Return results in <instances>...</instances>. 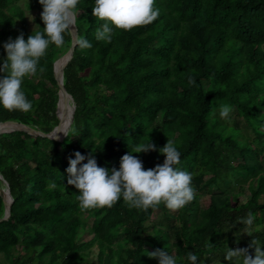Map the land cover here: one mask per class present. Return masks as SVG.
Here are the masks:
<instances>
[{
    "label": "trees",
    "instance_id": "1",
    "mask_svg": "<svg viewBox=\"0 0 264 264\" xmlns=\"http://www.w3.org/2000/svg\"><path fill=\"white\" fill-rule=\"evenodd\" d=\"M24 3L38 11L31 30L19 0H0V65L9 37L44 31L39 0ZM94 5L78 0V38L92 47L76 44L63 70L76 136L0 133V174L13 198L10 216L0 220V264H159L147 255L158 248L177 264H191L190 251L197 264H231L224 258L229 248H248L255 239L264 250V0H155L157 19L128 31L93 16ZM104 23L113 28L110 42L96 39ZM70 44L65 33L63 46L50 44L36 74L23 79L31 110L0 105V121L54 128V62ZM224 104L233 107L229 120L219 116ZM168 139L181 153L175 167L193 174L190 203L143 210L121 197L111 207L80 209L66 172L76 151L119 170L124 154L151 140L156 150L132 153L148 170L163 164L159 149ZM249 211L250 230L239 221ZM248 251L254 256V248Z\"/></svg>",
    "mask_w": 264,
    "mask_h": 264
},
{
    "label": "clouds",
    "instance_id": "2",
    "mask_svg": "<svg viewBox=\"0 0 264 264\" xmlns=\"http://www.w3.org/2000/svg\"><path fill=\"white\" fill-rule=\"evenodd\" d=\"M43 6L41 19L44 31H37L28 36L27 40L21 32L15 40L9 37L3 47L6 59L0 65V105L5 109L28 112L32 108L24 92L21 90L23 79L35 75L40 59L45 55L50 44L62 47L64 34H71L77 18L76 7L78 0H39ZM155 0H95L92 15L101 20L108 21L116 29L125 31L138 26L152 23L159 16V9L154 7ZM113 28L104 23L96 30V39L111 41ZM75 43L80 49H88L92 44L86 38H78ZM44 69L41 68L42 72ZM195 81L189 77V83ZM233 107L228 104L221 105L219 116L229 120ZM76 136L74 130H61L65 136ZM107 139V138H106ZM156 150V145L145 142L135 146L121 157L119 170L111 171L97 164L95 156L90 152L87 157L79 151L74 153L75 158L69 157L67 184L75 186L80 193L76 199L81 210L111 207L123 197L124 202L135 209L147 210L150 207L163 203L169 210H178L195 198L192 187L193 174L175 167L180 163L181 153L175 142L168 139L167 143L159 149L164 154L163 164L144 170L142 161L132 153L149 152ZM87 159L86 163L82 161ZM79 166V167H78ZM49 187L55 188L54 182ZM254 216L249 211L246 217L239 219L246 229L250 230L254 223ZM250 235L249 231H245ZM254 248V256L248 249ZM150 258H155L159 264H177L176 258L164 249L148 252ZM231 264H264V250L253 239L248 248H229L224 256ZM187 259L191 264H197L198 256L188 252Z\"/></svg>",
    "mask_w": 264,
    "mask_h": 264
},
{
    "label": "water",
    "instance_id": "3",
    "mask_svg": "<svg viewBox=\"0 0 264 264\" xmlns=\"http://www.w3.org/2000/svg\"><path fill=\"white\" fill-rule=\"evenodd\" d=\"M72 28L71 32V44L68 50L61 55L59 58H57L54 62V76L57 81L58 85V100H57V107H56V115L58 117V123L54 126L52 130L49 132L43 131L37 127H34L30 124L20 122V121H0V133L1 132H9L13 130H24L28 133L35 134V135H41L44 137H48L51 139H56V140H62L65 135L60 132L62 129L63 130H68L69 126L72 122L73 119V111L75 109V104H72V111H71V118L67 126L63 125V117L61 114V110L65 107L67 104V99H72L71 94L66 90L64 83H63V70L67 62L72 58L74 48H75V41L78 39V34H77V27L76 24L74 26H70ZM62 59L61 64H59L58 68H56V62ZM0 180L2 184L0 185V195L3 197V202H4V215L0 217V220L2 219H7L10 216V207L11 203L13 201L12 195L9 191L8 188V183L5 181L3 176L0 174Z\"/></svg>",
    "mask_w": 264,
    "mask_h": 264
},
{
    "label": "rangeland",
    "instance_id": "4",
    "mask_svg": "<svg viewBox=\"0 0 264 264\" xmlns=\"http://www.w3.org/2000/svg\"><path fill=\"white\" fill-rule=\"evenodd\" d=\"M19 3L21 4V6L23 7V8H25V13H26V18H27V23H28V28L31 30V29H34V28H36L37 27V22H36V20H35V15H36V13L38 12L37 10H29V9H27L26 8V6L24 5L25 3H24V0H19ZM69 102L71 103V104H73V100L72 99H69ZM63 110H61L60 112H62ZM62 115H63V112H62ZM245 185V183H243V184H240V185H236V188H238V189H242V188H244L243 186ZM216 189H214V191H215ZM246 199V197H245V195H241L240 196V200H245ZM158 214V211H156V214H155V216ZM154 216V217H155ZM153 217V218H154ZM90 220V219H89ZM96 251H97V248L95 247V246H93L92 248H91V252H90V254H89V258L90 259H92V260H94L96 257H95V253H96Z\"/></svg>",
    "mask_w": 264,
    "mask_h": 264
},
{
    "label": "bare ground",
    "instance_id": "5",
    "mask_svg": "<svg viewBox=\"0 0 264 264\" xmlns=\"http://www.w3.org/2000/svg\"><path fill=\"white\" fill-rule=\"evenodd\" d=\"M62 62V59H60L59 61L56 62V68H58L59 64H61ZM67 104L65 105V107L63 108V125L64 126H67L69 121H70V118H71V111H72V102L70 103L69 102V99H67Z\"/></svg>",
    "mask_w": 264,
    "mask_h": 264
}]
</instances>
